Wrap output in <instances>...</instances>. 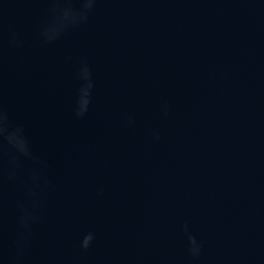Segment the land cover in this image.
Masks as SVG:
<instances>
[{"label": "water", "instance_id": "water-1", "mask_svg": "<svg viewBox=\"0 0 264 264\" xmlns=\"http://www.w3.org/2000/svg\"><path fill=\"white\" fill-rule=\"evenodd\" d=\"M0 264H264V0H0Z\"/></svg>", "mask_w": 264, "mask_h": 264}]
</instances>
